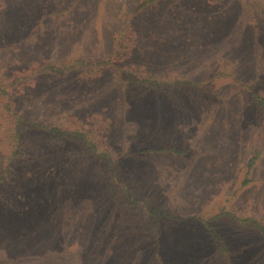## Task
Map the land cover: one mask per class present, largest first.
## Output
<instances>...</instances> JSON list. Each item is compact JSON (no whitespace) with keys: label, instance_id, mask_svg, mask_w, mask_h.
Returning <instances> with one entry per match:
<instances>
[{"label":"rangeland","instance_id":"rangeland-1","mask_svg":"<svg viewBox=\"0 0 264 264\" xmlns=\"http://www.w3.org/2000/svg\"><path fill=\"white\" fill-rule=\"evenodd\" d=\"M0 80V264H264V0H0Z\"/></svg>","mask_w":264,"mask_h":264},{"label":"trees","instance_id":"trees-1","mask_svg":"<svg viewBox=\"0 0 264 264\" xmlns=\"http://www.w3.org/2000/svg\"><path fill=\"white\" fill-rule=\"evenodd\" d=\"M54 71H56L57 73H62V69L61 68H51ZM60 75V74H59ZM1 81V80H0ZM0 90L3 92V86L0 83ZM260 100V104L264 105V101L261 100L260 98H258ZM12 100L8 99L5 104L3 109L6 111V114L8 115L9 118H11L13 120V122L16 121V123H20L21 126H23L24 129H29V125L32 126H36L39 130H43L46 133H52L55 136H57V138L62 136V133H68L70 135H74V136H79L81 137V139L83 141H81L82 143H85L87 145H93V142L89 139H87V137L85 136L86 134L83 132H77V131H70V130H65V128L60 127V126H47L45 123L42 122H36V121H31V120H27L20 111L16 110L13 107L12 104ZM11 143V142H10ZM9 158V157H7ZM253 159L250 160L249 162V166L251 165ZM260 228V230L262 231V233H264V227L263 226H258Z\"/></svg>","mask_w":264,"mask_h":264}]
</instances>
